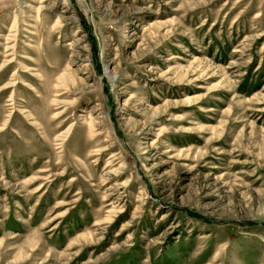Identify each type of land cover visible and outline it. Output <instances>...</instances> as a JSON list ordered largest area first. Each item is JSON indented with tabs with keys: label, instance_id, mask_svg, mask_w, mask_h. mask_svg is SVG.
<instances>
[{
	"label": "rangeland",
	"instance_id": "rangeland-1",
	"mask_svg": "<svg viewBox=\"0 0 264 264\" xmlns=\"http://www.w3.org/2000/svg\"><path fill=\"white\" fill-rule=\"evenodd\" d=\"M0 264H264V0H0Z\"/></svg>",
	"mask_w": 264,
	"mask_h": 264
},
{
	"label": "bare ground",
	"instance_id": "bare-ground-1",
	"mask_svg": "<svg viewBox=\"0 0 264 264\" xmlns=\"http://www.w3.org/2000/svg\"><path fill=\"white\" fill-rule=\"evenodd\" d=\"M60 79L62 80L63 83L66 82L67 81L66 73L62 75Z\"/></svg>",
	"mask_w": 264,
	"mask_h": 264
}]
</instances>
